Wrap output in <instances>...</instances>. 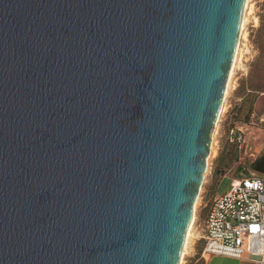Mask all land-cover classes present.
<instances>
[{"label": "water", "instance_id": "95a60500", "mask_svg": "<svg viewBox=\"0 0 264 264\" xmlns=\"http://www.w3.org/2000/svg\"><path fill=\"white\" fill-rule=\"evenodd\" d=\"M246 0H0V264H180Z\"/></svg>", "mask_w": 264, "mask_h": 264}, {"label": "built area", "instance_id": "2783aa9c", "mask_svg": "<svg viewBox=\"0 0 264 264\" xmlns=\"http://www.w3.org/2000/svg\"><path fill=\"white\" fill-rule=\"evenodd\" d=\"M230 135L237 143H242L241 132L232 131ZM202 196L201 189L198 202ZM207 205L201 221L195 210L187 244L188 248L195 236L202 243L198 261L207 264L213 257L220 256L264 264V179L247 177L232 180L229 190L223 195L211 196L204 208ZM186 258L187 253L182 258V264H185Z\"/></svg>", "mask_w": 264, "mask_h": 264}, {"label": "rangeland", "instance_id": "374dc122", "mask_svg": "<svg viewBox=\"0 0 264 264\" xmlns=\"http://www.w3.org/2000/svg\"><path fill=\"white\" fill-rule=\"evenodd\" d=\"M249 6V14L247 16V22L245 23L244 35L243 39H241L239 58L225 100V106L229 104L231 106L232 121L228 124L229 128H239L247 112L253 113L257 111V115H259L260 109L264 108V102L257 100L264 86V0H250ZM254 20L257 21L256 25H254ZM257 115L254 116L249 121L250 124L246 126L258 128L259 122ZM213 135V144H216L215 142L218 140L219 133L217 134L215 130ZM223 140L224 138H221V141ZM229 185L230 179L225 177L215 180L209 189L208 198L214 194L223 195L229 190ZM199 205L200 202L197 201L195 208L196 213H198ZM207 207L208 205L203 209H207ZM202 213H205V210H203ZM209 264L255 263H244V261L241 262L216 256L211 259Z\"/></svg>", "mask_w": 264, "mask_h": 264}, {"label": "crops", "instance_id": "0c3cea01", "mask_svg": "<svg viewBox=\"0 0 264 264\" xmlns=\"http://www.w3.org/2000/svg\"><path fill=\"white\" fill-rule=\"evenodd\" d=\"M257 100L264 102V86ZM231 115L230 104L228 106L224 104V111L216 127V132L217 134L219 133L218 140L215 142L216 144H213L209 161V170L207 171L203 183V196L198 210L199 221H201L205 215L202 211L211 197L208 198L209 189L215 180L223 177L230 179V182L232 180L247 177H260L264 179V108L260 109L259 115H257V111L253 113L247 112L239 128L228 127L229 122L232 121ZM256 115L258 116L259 122L258 128L246 126L250 124L249 121ZM232 131L235 133H242L243 141L241 144L237 143L234 137L230 135ZM221 138H224V140L221 141ZM195 233L196 232H194V235ZM201 246L202 243L197 240L196 236L191 239L187 249L185 264H202L198 261V254ZM210 261L207 264H209ZM245 262L249 263L252 261L247 259L244 260V263Z\"/></svg>", "mask_w": 264, "mask_h": 264}, {"label": "bare ground", "instance_id": "6f19581e", "mask_svg": "<svg viewBox=\"0 0 264 264\" xmlns=\"http://www.w3.org/2000/svg\"><path fill=\"white\" fill-rule=\"evenodd\" d=\"M249 3H250V0H246L245 10H244V13H243V18H242V25H241L239 42H238V46H237V49H236V54H235L234 61H233V64H232V67H231V70H230V73H229V77H228V81H227V86H226L225 93H224V104H225V100H226V97H227V94H228V91H229L231 78L233 76L234 69L236 67V64H237V61H238V58H239L240 43H241V39H243V35H244L243 33H244V29H245V23L247 22V16L249 14V7H250L249 6ZM256 24H257V21L254 20V25H256ZM222 111H224V105H223V108L221 110V114H222ZM221 114H220V116H221ZM213 134H212L211 146H210V157H211V154H212V147H213V136H214ZM197 201H198V199H197ZM197 201H196V203L194 205V208H193V219H192V223H191V225L189 227V230L187 232V235H186L185 246H184V249H183V252H182V257H181V260H180V264H182V258L185 255L186 250H187V244H188V241H189V237L191 235L190 233H191V228H192V224H193V220H194V213H195V208H196V205H197Z\"/></svg>", "mask_w": 264, "mask_h": 264}]
</instances>
